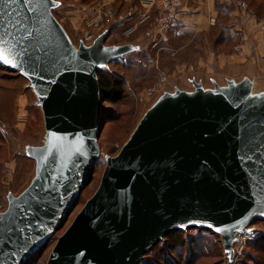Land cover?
<instances>
[{"label": "water", "instance_id": "95a60500", "mask_svg": "<svg viewBox=\"0 0 264 264\" xmlns=\"http://www.w3.org/2000/svg\"><path fill=\"white\" fill-rule=\"evenodd\" d=\"M60 0H0V38L44 116L27 145L35 174L0 212V264H27L62 228L101 154L99 70L139 46L106 44L109 29L76 44ZM226 68H229L227 70ZM210 83L165 90L106 166L95 193L59 236L47 264H141L176 231L219 234L230 260L264 219V74L257 59L226 64ZM255 94V95H253Z\"/></svg>", "mask_w": 264, "mask_h": 264}, {"label": "rangeland", "instance_id": "374dc122", "mask_svg": "<svg viewBox=\"0 0 264 264\" xmlns=\"http://www.w3.org/2000/svg\"><path fill=\"white\" fill-rule=\"evenodd\" d=\"M60 1L62 5L54 13L76 44L80 39L90 42L109 29L106 44L134 43L139 48L100 70L103 75L122 77L125 94L117 103L103 102L101 154L92 180L66 223L27 264H47L59 236L97 190L107 163L106 155L119 153L158 96L165 90L174 91L176 86L192 89L193 76L212 84L211 78L220 77L219 71L225 68V61L238 50L241 41L236 35L222 41L220 35L230 36L226 29L210 30L194 39L189 33L178 36L174 30L169 31V26L159 25L156 12L143 22L140 15L122 21L120 15L135 7L130 0ZM131 26L135 29L131 30ZM28 83L25 77L0 65V212L8 206V194H19L35 174L36 163L26 155V146L44 141L43 111L36 104L37 97ZM250 228L236 242L233 260L224 250L221 235L193 228L181 231L176 239L166 237L146 254L141 264H264V219L256 220Z\"/></svg>", "mask_w": 264, "mask_h": 264}, {"label": "crops", "instance_id": "0c3cea01", "mask_svg": "<svg viewBox=\"0 0 264 264\" xmlns=\"http://www.w3.org/2000/svg\"><path fill=\"white\" fill-rule=\"evenodd\" d=\"M132 5L141 9L140 0H130ZM247 8H240L219 0H186L178 20L168 28L176 35H187L194 39L226 25L231 35L240 37L237 51L230 54L224 62L232 67H243L253 58L257 59L264 74V16L259 14L256 2L245 0ZM224 3V4H222ZM226 4V5H225ZM131 5V6H132Z\"/></svg>", "mask_w": 264, "mask_h": 264}, {"label": "built area", "instance_id": "2783aa9c", "mask_svg": "<svg viewBox=\"0 0 264 264\" xmlns=\"http://www.w3.org/2000/svg\"><path fill=\"white\" fill-rule=\"evenodd\" d=\"M186 0H140L141 9L136 7H131L128 12L120 15L122 21L127 17H133L140 15V22H143L151 17L152 12L157 14V22L161 26H171L173 25L179 17V14L184 6ZM221 2L235 5L240 8H247L248 3L245 0H219ZM92 21L91 23H93ZM131 30L135 29V26H131ZM92 38V35L87 37V41Z\"/></svg>", "mask_w": 264, "mask_h": 264}, {"label": "trees", "instance_id": "16d2710c", "mask_svg": "<svg viewBox=\"0 0 264 264\" xmlns=\"http://www.w3.org/2000/svg\"><path fill=\"white\" fill-rule=\"evenodd\" d=\"M222 4H224V3H222ZM256 6H257L258 10H260L259 14L260 15L264 14V0H260L259 2H256ZM216 29L228 30L226 25L225 26L219 25L216 28H214L213 30H216ZM231 38H232L231 34L228 37H224L223 35L222 36L220 35V39L222 41H227ZM100 72L101 71L99 70V76H100V82H101L102 91H103L104 102L105 101L109 102V103L119 102L125 94V89H126L125 87L126 86H125L124 79L122 77L117 76V75H111V74L110 75H107V74L103 75ZM200 230H204V229H200ZM180 232L181 231H176V232L170 234L169 236H167V239L175 238V236L178 235Z\"/></svg>", "mask_w": 264, "mask_h": 264}, {"label": "snow or ice", "instance_id": "6c2138e0", "mask_svg": "<svg viewBox=\"0 0 264 264\" xmlns=\"http://www.w3.org/2000/svg\"><path fill=\"white\" fill-rule=\"evenodd\" d=\"M5 44H6V41L0 38V59H4L8 63H14V61L9 58V53L7 49L4 47Z\"/></svg>", "mask_w": 264, "mask_h": 264}]
</instances>
